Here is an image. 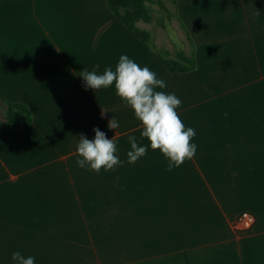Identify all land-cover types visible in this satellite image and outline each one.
I'll use <instances>...</instances> for the list:
<instances>
[{
	"label": "crops",
	"instance_id": "obj_1",
	"mask_svg": "<svg viewBox=\"0 0 264 264\" xmlns=\"http://www.w3.org/2000/svg\"><path fill=\"white\" fill-rule=\"evenodd\" d=\"M220 2L166 0L175 35L141 20L150 43L107 0H0V264L14 252L35 264H264V0L238 17ZM178 49H194L195 69L167 68L163 51ZM122 54L182 101L197 151L180 167L168 170L114 86L85 87V69L115 70ZM7 102L26 103L33 123L9 127ZM97 127L116 134L115 170L76 163L79 136ZM129 136L148 148L135 164ZM243 211L256 215L249 231L234 226Z\"/></svg>",
	"mask_w": 264,
	"mask_h": 264
},
{
	"label": "clouds",
	"instance_id": "obj_2",
	"mask_svg": "<svg viewBox=\"0 0 264 264\" xmlns=\"http://www.w3.org/2000/svg\"><path fill=\"white\" fill-rule=\"evenodd\" d=\"M80 76L88 89L96 91L114 86L116 94L134 111L135 117L140 121L141 136L150 142L152 150H159L168 159L169 171L194 158L197 145L191 141L196 131L185 127L177 112L182 101L174 93L163 91L167 87L166 82L158 79L154 71L141 67L126 54H122L115 70L107 68L103 74H97L95 70L85 69ZM107 113L102 107L101 117L107 119ZM119 127V122L113 116L108 121V128L115 129L117 134ZM93 131L94 140L88 139L84 134L79 136L77 154L82 159L76 161L77 165L81 168L90 167L96 173H100L102 168L112 171L122 166L116 154V134L108 139L106 133L98 127ZM128 139L132 150L127 152V162L135 164L147 154L148 148L138 146L135 136H129ZM118 180L117 177V182ZM11 258L16 264H35V257L25 258L20 252H14Z\"/></svg>",
	"mask_w": 264,
	"mask_h": 264
},
{
	"label": "trees",
	"instance_id": "obj_3",
	"mask_svg": "<svg viewBox=\"0 0 264 264\" xmlns=\"http://www.w3.org/2000/svg\"><path fill=\"white\" fill-rule=\"evenodd\" d=\"M107 3L114 15L128 28L134 30L144 41L153 42V33L150 29L140 26L139 21L165 22V18L157 16V6L162 9L168 19L177 15V11H172L166 0H107ZM192 46L194 41L189 34ZM165 64L171 71H189L197 67V58L194 49L187 53L183 49H178L175 55H170L163 51ZM5 120L9 127L16 129L28 127L34 121V114L31 108L24 102H7Z\"/></svg>",
	"mask_w": 264,
	"mask_h": 264
},
{
	"label": "rangeland",
	"instance_id": "obj_4",
	"mask_svg": "<svg viewBox=\"0 0 264 264\" xmlns=\"http://www.w3.org/2000/svg\"><path fill=\"white\" fill-rule=\"evenodd\" d=\"M167 1H171V0H167ZM175 1V4L178 6V0H174ZM218 1H221V6H220V10H221V14L222 13H227V16L228 17H232V16H240L241 13L239 10H243L244 9V13L245 15H247V12L250 13L251 15V8H252V3L254 2V0H218ZM253 1V2H252ZM157 16L158 18L160 17H163L166 19L167 15L166 13L158 8L157 6ZM204 10H206L204 8ZM206 13V11H205ZM179 14H182V13H179ZM210 13L207 14V17H210ZM223 16V15H221ZM182 19H183V16H182ZM184 20L186 21L185 17H184ZM155 25H153V29H154V32H155V35H160L162 37H164L166 40H169V36H173L175 35L174 34V27L172 25V22L171 20L167 22V25H162L161 22L158 21H155L154 22ZM187 23V21H186ZM170 42H172V40L170 39ZM170 47L171 48H174V46H172L170 44Z\"/></svg>",
	"mask_w": 264,
	"mask_h": 264
},
{
	"label": "built area",
	"instance_id": "obj_5",
	"mask_svg": "<svg viewBox=\"0 0 264 264\" xmlns=\"http://www.w3.org/2000/svg\"><path fill=\"white\" fill-rule=\"evenodd\" d=\"M256 222V215L250 211L240 213L235 221V228L239 231H249Z\"/></svg>",
	"mask_w": 264,
	"mask_h": 264
}]
</instances>
